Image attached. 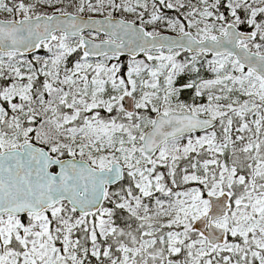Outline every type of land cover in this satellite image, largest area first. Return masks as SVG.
I'll list each match as a JSON object with an SVG mask.
<instances>
[{"label":"snow or ice","instance_id":"6c2138e0","mask_svg":"<svg viewBox=\"0 0 264 264\" xmlns=\"http://www.w3.org/2000/svg\"><path fill=\"white\" fill-rule=\"evenodd\" d=\"M0 264H264V0H0Z\"/></svg>","mask_w":264,"mask_h":264}]
</instances>
